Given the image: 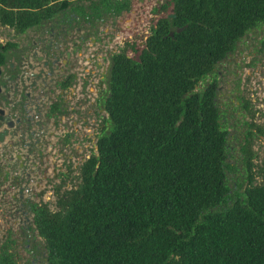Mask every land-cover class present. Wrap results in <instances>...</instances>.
<instances>
[{
	"label": "trees",
	"instance_id": "1",
	"mask_svg": "<svg viewBox=\"0 0 264 264\" xmlns=\"http://www.w3.org/2000/svg\"><path fill=\"white\" fill-rule=\"evenodd\" d=\"M77 2L0 0V25L21 31ZM85 7L119 14L130 1ZM162 8L147 32L110 55L108 123L78 185L59 193L56 207L36 209L46 264H264V162L255 168L249 140L242 169L230 162L214 75L264 21V0ZM0 264H16L5 246Z\"/></svg>",
	"mask_w": 264,
	"mask_h": 264
},
{
	"label": "flooded vegetation",
	"instance_id": "2",
	"mask_svg": "<svg viewBox=\"0 0 264 264\" xmlns=\"http://www.w3.org/2000/svg\"><path fill=\"white\" fill-rule=\"evenodd\" d=\"M77 1V8L56 9L24 30L6 25L10 33L0 39V208L7 221L20 225L15 233L25 241V264L47 261L36 209L56 207L58 194L78 185L83 162L96 151L97 136L108 123L112 53L102 65L99 52L110 41L103 24L133 10L134 0L119 14L80 8L90 0ZM137 1L134 12L155 16L171 0ZM229 55L231 51L217 64ZM0 237V247L19 264L9 231Z\"/></svg>",
	"mask_w": 264,
	"mask_h": 264
},
{
	"label": "rangeland",
	"instance_id": "3",
	"mask_svg": "<svg viewBox=\"0 0 264 264\" xmlns=\"http://www.w3.org/2000/svg\"><path fill=\"white\" fill-rule=\"evenodd\" d=\"M139 4V1L134 0L133 10L111 23L103 24L109 31L110 41L99 52L102 65L108 64L109 53L120 48L123 37L133 38L135 34L140 35L149 30L151 14L134 12L139 9ZM9 33L10 29L6 25H0L1 40L7 39ZM137 42H141L140 36ZM231 53L216 65L214 75L218 82L216 104L221 110L223 125L229 131V160L238 167L239 172L242 169L239 161L241 145L247 140L251 141L255 152V168L258 169L264 162V21L254 27L248 36L239 38ZM212 75L206 80H210ZM0 207L3 205L0 204ZM7 219L5 210L0 208V234L9 231V236L16 241L14 247L19 253L18 262L25 264V241L21 242L22 236L15 233L20 225ZM3 241L0 237V242Z\"/></svg>",
	"mask_w": 264,
	"mask_h": 264
},
{
	"label": "water",
	"instance_id": "4",
	"mask_svg": "<svg viewBox=\"0 0 264 264\" xmlns=\"http://www.w3.org/2000/svg\"><path fill=\"white\" fill-rule=\"evenodd\" d=\"M174 14H169V16H173ZM183 27H180L179 29H182ZM178 29V30H179ZM170 34H172V31L169 32Z\"/></svg>",
	"mask_w": 264,
	"mask_h": 264
}]
</instances>
